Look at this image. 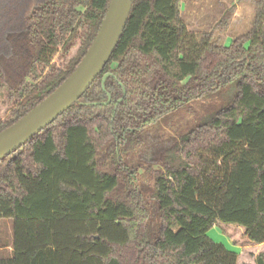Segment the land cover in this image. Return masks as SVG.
Here are the masks:
<instances>
[{"label": "trees", "instance_id": "obj_1", "mask_svg": "<svg viewBox=\"0 0 264 264\" xmlns=\"http://www.w3.org/2000/svg\"><path fill=\"white\" fill-rule=\"evenodd\" d=\"M242 2L251 27L226 46L238 6L199 35L181 0H134L79 102L0 161V264H264L208 236L264 244V0ZM109 4L0 0V133L77 69Z\"/></svg>", "mask_w": 264, "mask_h": 264}, {"label": "water", "instance_id": "obj_2", "mask_svg": "<svg viewBox=\"0 0 264 264\" xmlns=\"http://www.w3.org/2000/svg\"><path fill=\"white\" fill-rule=\"evenodd\" d=\"M133 3L134 0H110L100 30L77 69L38 107L0 133V161L27 144L79 102L108 65L125 31ZM108 76L104 77L103 82ZM110 101L109 95V101L105 104Z\"/></svg>", "mask_w": 264, "mask_h": 264}, {"label": "rangeland", "instance_id": "obj_3", "mask_svg": "<svg viewBox=\"0 0 264 264\" xmlns=\"http://www.w3.org/2000/svg\"><path fill=\"white\" fill-rule=\"evenodd\" d=\"M198 2H195V0H191V17L189 21L191 23L189 24L190 31L197 33V34H202L205 32H209L212 28L213 25L217 22V20L213 21H208L205 24L198 23L195 17L193 16L195 13V4L199 3V12L200 17L202 15L207 16L209 15L208 8H212V6L219 11L217 2L214 0L213 5L211 3H206L208 0H197ZM213 1V0H212ZM220 3V2H219ZM220 4V12H224L226 9L232 7V6H238L239 7V17L237 21L234 23L232 29L227 32L224 37L222 38L221 44H225L226 46H229L234 38L241 36L248 32V30L251 27V23L253 20V8L249 3H243L242 0H223ZM223 7V8H222ZM193 16V18H192ZM206 22V21H205ZM219 40V39H217ZM5 92H2L0 95V117L4 115V112L6 110V106H10L11 104L6 102V96H4ZM8 105H5V104ZM9 108V109H10ZM9 109L7 112H9ZM3 111V112H2ZM147 159L149 162H153V157L151 155H147ZM155 168H158V165L154 166ZM208 236L215 241L216 243L223 244L228 248L230 251L238 252L240 253V261L241 262H252L255 259V256L258 254V250L255 251L258 248H263L264 250V244L263 245H252L251 249L254 250L252 252L251 249H248L247 246H244L242 244H237L235 246L232 241L229 239V237L218 227H214L211 231H209ZM11 243H12V221L10 219H0V249L1 247L4 246L3 252L6 254H10L12 249H11Z\"/></svg>", "mask_w": 264, "mask_h": 264}, {"label": "crops", "instance_id": "obj_4", "mask_svg": "<svg viewBox=\"0 0 264 264\" xmlns=\"http://www.w3.org/2000/svg\"><path fill=\"white\" fill-rule=\"evenodd\" d=\"M215 1L217 2L219 11L216 9V7L214 8L212 6V8H210V9L208 8L209 15H207V16L202 15L201 17H200V14H198L199 3L195 4V11H194L195 14L193 16L195 17L198 15V17H195L198 23L205 24L208 21H213V20L216 21L221 17L220 4H222L221 2H223V0H215ZM195 2H198V1L195 0ZM213 2H214V0L213 1L208 0L206 3H211V5H213ZM180 7H181L182 16L185 19L186 23L188 24V28L190 29L191 26L189 24L191 23V21H189V19L191 17V0H181ZM239 13H240V11L238 8V10L236 11V14L234 16L232 26L237 21V19L239 17ZM193 16H192V18H193Z\"/></svg>", "mask_w": 264, "mask_h": 264}]
</instances>
